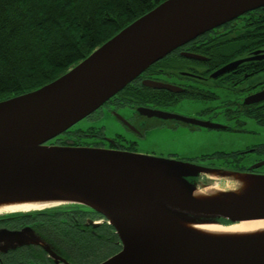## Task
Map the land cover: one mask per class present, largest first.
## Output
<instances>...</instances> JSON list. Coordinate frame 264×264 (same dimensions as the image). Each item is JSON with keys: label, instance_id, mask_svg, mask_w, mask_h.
<instances>
[{"label": "water", "instance_id": "95a60500", "mask_svg": "<svg viewBox=\"0 0 264 264\" xmlns=\"http://www.w3.org/2000/svg\"><path fill=\"white\" fill-rule=\"evenodd\" d=\"M260 7L264 0H163L56 79L0 100V199L40 198L98 212L114 229L120 248L97 264H264V236L212 238L172 221L228 225L263 219L264 173L223 170V176L235 180V191L221 190L218 195L225 201L211 203L193 197L192 191L199 189L193 179L214 168L124 149L76 145L72 139L63 145L47 143L94 113L175 48ZM247 59L225 63L210 76ZM142 84L181 90L152 79H143ZM263 99L264 88L243 102ZM138 109L147 116L201 127L222 126L157 108ZM263 164L264 159L248 170ZM237 182L250 186L241 190ZM232 199L237 208L226 203ZM19 238L37 241L34 236ZM44 249L50 252L47 245Z\"/></svg>", "mask_w": 264, "mask_h": 264}, {"label": "trees", "instance_id": "16d2710c", "mask_svg": "<svg viewBox=\"0 0 264 264\" xmlns=\"http://www.w3.org/2000/svg\"><path fill=\"white\" fill-rule=\"evenodd\" d=\"M162 1L0 0V100L56 79ZM196 38L203 42V51L198 52L212 49L215 64L242 56L250 43L264 44V7L247 11ZM171 53L149 67H167ZM127 86L124 89L130 90L126 95L135 103L152 98L151 88L136 90ZM70 129L48 143L62 145L72 132L75 144H80L84 134L92 131V127L86 131ZM19 218L34 220L43 237L74 264H97L120 246L105 220L86 224L87 218L102 216L84 205L64 204L21 214Z\"/></svg>", "mask_w": 264, "mask_h": 264}, {"label": "flooded vegetation", "instance_id": "af4514ba", "mask_svg": "<svg viewBox=\"0 0 264 264\" xmlns=\"http://www.w3.org/2000/svg\"><path fill=\"white\" fill-rule=\"evenodd\" d=\"M202 43L200 39L195 38L183 44L172 51V57L168 56V60L166 61L167 67H149L129 84L131 88L140 90L142 87H145L142 85L143 79H152L178 86L181 90L171 92L162 88H151L152 98L141 104L135 103L131 97L126 95L130 89L121 90L99 108L101 113L110 116L111 120L114 119V124L119 128L118 133L112 139L103 138V133H86L83 140L86 142L88 140L91 141L85 145L119 149L133 148L134 145L132 143L138 141L137 137L159 127V124L152 120L153 118L158 119L161 125L170 122L179 123L193 134L199 129H205L171 119L147 116L138 109L139 106H142L167 111L166 107L176 104L181 99L189 106H195L204 101L214 102L213 100L220 99L219 102L221 103L219 105L216 103L209 107L194 110L192 112L193 116H189L200 120L208 119L209 121L221 123L223 127L217 130L251 132L254 130L249 128V125L254 122L257 125L264 126V99L256 102H243L246 96L252 95L264 88V44L252 42L247 46L248 50L242 56L228 59L224 63L215 64L211 60V56L214 55L212 49L206 50L204 53L198 52L203 51L200 48ZM184 52L196 54L202 58L187 57L183 54ZM246 57H249V59L240 62L233 69L217 77L210 76L211 73L223 64ZM237 92L239 95H236ZM230 95H236L235 100L233 98L230 99ZM217 107L221 109L217 110ZM206 110H215V112L206 116V112H204ZM217 113L222 115L224 120L218 118L215 120L214 118L218 116L216 115ZM234 122L239 125V128H235ZM231 152L233 153L215 151L210 154H202L200 157L192 158L189 161L209 167L215 165L218 168L225 169L226 167L236 171L264 173V168H260L264 167V164L253 170H248L250 165L264 159V156L254 161L248 159V154L250 153L264 152L263 144L251 145L244 150ZM193 181L197 185L207 182L200 181L198 177L193 179ZM222 182L225 183L226 180L221 176L217 183ZM21 230L23 232L18 233ZM19 236H34L45 242V244L47 243L37 230L34 220L28 221L13 215L0 216V264H61L60 262H55L51 256L44 252L40 244L34 243L31 240H21ZM47 244L52 252H56V248L52 243Z\"/></svg>", "mask_w": 264, "mask_h": 264}, {"label": "rangeland", "instance_id": "374dc122", "mask_svg": "<svg viewBox=\"0 0 264 264\" xmlns=\"http://www.w3.org/2000/svg\"><path fill=\"white\" fill-rule=\"evenodd\" d=\"M236 95H239L237 92ZM236 95H230V99L235 100ZM211 101H204L195 106H189L183 99L179 100L176 104H171L170 107H166L167 111L185 115L187 117L193 116V111L200 108L209 107L212 105H219L220 99ZM217 107V110H220ZM189 112L188 114L185 112ZM206 116L214 114V111L206 110ZM214 119L224 120L222 115L216 114ZM204 116V117H206ZM113 119V117H112ZM153 121L159 124V127L154 130L146 132V134L137 137L138 141L134 142L133 145L135 150L144 154H150L160 157H172L181 160H191L192 158L200 157L202 154H210L215 151H240L244 150L251 145H264V126L253 123L249 125L254 131L242 132V131H231L226 132L217 129H199L197 132H189L184 128L183 125L175 122L165 123L161 125L158 119L153 118ZM208 120V119H206ZM114 119L107 114L101 113L98 109L94 112L91 117L83 118L72 126L70 130H84L91 128L94 132L103 133V138L112 139L118 133L119 128L114 124ZM161 125V126H160ZM235 128H239L236 122H234ZM72 133V132H71ZM67 134V137H74V134ZM72 137V138H73ZM91 140H88V142ZM84 140L80 141V144L88 143ZM248 159L254 161L264 156V152L261 153H250ZM247 158V157H246ZM263 169L264 167H260ZM204 177V176H203ZM225 185H232L228 182L219 183L218 188H226ZM233 188V187H230Z\"/></svg>", "mask_w": 264, "mask_h": 264}, {"label": "bare ground", "instance_id": "6f19581e", "mask_svg": "<svg viewBox=\"0 0 264 264\" xmlns=\"http://www.w3.org/2000/svg\"><path fill=\"white\" fill-rule=\"evenodd\" d=\"M207 176L211 181H213V183L202 187L201 189H194L192 191L193 197L211 203H220L225 201L218 195L223 189L218 188L215 184V181H217L219 178L218 172L212 170L207 171ZM227 180L235 181L232 177H228ZM237 185L241 188V190H247L250 186V183L242 184L237 182ZM232 189L233 188L229 190ZM235 193L238 195V191ZM235 201L232 199L226 201V203L232 208H237ZM53 204L61 205L58 202L52 203L50 200H43L40 198H5L0 199V214L5 212H30L34 210L45 209ZM172 221L191 233L212 238L253 239V237L262 238L264 236V218L242 220L228 225H219L217 223H191L179 220Z\"/></svg>", "mask_w": 264, "mask_h": 264}]
</instances>
